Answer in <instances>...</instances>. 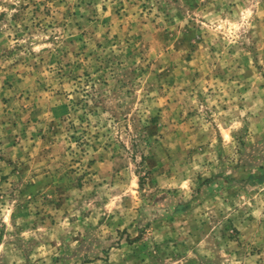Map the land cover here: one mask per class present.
<instances>
[{
    "label": "rangeland",
    "instance_id": "obj_1",
    "mask_svg": "<svg viewBox=\"0 0 264 264\" xmlns=\"http://www.w3.org/2000/svg\"><path fill=\"white\" fill-rule=\"evenodd\" d=\"M0 264H264V0H0Z\"/></svg>",
    "mask_w": 264,
    "mask_h": 264
}]
</instances>
